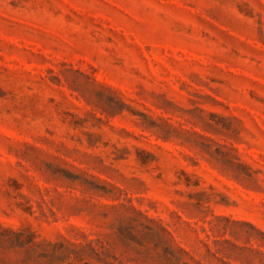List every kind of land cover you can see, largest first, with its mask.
<instances>
[{
  "label": "rangeland",
  "instance_id": "1",
  "mask_svg": "<svg viewBox=\"0 0 264 264\" xmlns=\"http://www.w3.org/2000/svg\"><path fill=\"white\" fill-rule=\"evenodd\" d=\"M67 240L264 264V0H0V264Z\"/></svg>",
  "mask_w": 264,
  "mask_h": 264
},
{
  "label": "trees",
  "instance_id": "2",
  "mask_svg": "<svg viewBox=\"0 0 264 264\" xmlns=\"http://www.w3.org/2000/svg\"><path fill=\"white\" fill-rule=\"evenodd\" d=\"M14 234L20 237L19 233H14ZM67 243L70 245V247L74 248V252L78 256V259H77L78 264H93V261L91 260L92 259L95 260L96 257L99 258V262L101 264H108L104 262V258H100V255L98 254L97 249L95 248V246L92 245L93 241H89L88 244H84V243H73L67 240Z\"/></svg>",
  "mask_w": 264,
  "mask_h": 264
}]
</instances>
